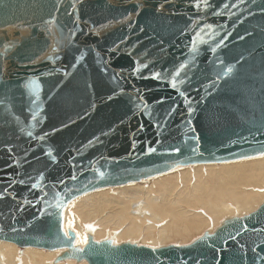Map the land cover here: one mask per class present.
Returning a JSON list of instances; mask_svg holds the SVG:
<instances>
[{"label": "water", "instance_id": "water-1", "mask_svg": "<svg viewBox=\"0 0 264 264\" xmlns=\"http://www.w3.org/2000/svg\"><path fill=\"white\" fill-rule=\"evenodd\" d=\"M263 155L264 0H0V241L52 264H264V202L182 246L64 228L85 194Z\"/></svg>", "mask_w": 264, "mask_h": 264}, {"label": "bare ground", "instance_id": "bare-ground-1", "mask_svg": "<svg viewBox=\"0 0 264 264\" xmlns=\"http://www.w3.org/2000/svg\"><path fill=\"white\" fill-rule=\"evenodd\" d=\"M184 167L150 179L146 185L134 182L111 190L107 187L75 199L65 210L64 228L72 229L67 224L70 218L77 222L73 226L75 230H72L82 246L79 241L81 220L86 219L88 212L99 211L104 229L99 235H94L95 226L101 225L94 219L95 224L85 231L86 240L87 232L93 233L97 241L112 239L115 243L127 239L132 243L136 239L147 242L151 238L154 241L156 238L179 239L203 229L214 231L221 220L248 215L256 210H253L256 203L260 205L264 202L261 203L264 200V156L246 161ZM79 207L86 210L81 209L73 216L72 212ZM149 221L152 223L146 226ZM211 223L217 224H214L217 226L212 228L214 230L209 229ZM49 252L48 257L32 248L19 251L16 245L0 241V264H46L49 261L52 264L61 251ZM44 258L47 260L43 261ZM66 264L78 263L68 260Z\"/></svg>", "mask_w": 264, "mask_h": 264}, {"label": "rangeland", "instance_id": "rangeland-1", "mask_svg": "<svg viewBox=\"0 0 264 264\" xmlns=\"http://www.w3.org/2000/svg\"><path fill=\"white\" fill-rule=\"evenodd\" d=\"M264 156V155H263ZM255 158H257V157H255ZM251 159H253V158H251ZM247 159H245V161H246ZM240 161V160H239ZM228 163V162H227ZM197 166H199V165H197ZM184 168H192V167H184ZM178 169H180V168H178ZM178 169H176V170H178ZM173 172V171H172ZM171 173V172H170ZM168 173H166V174H164V175H167ZM163 175V174H162ZM161 176V175H160ZM157 177H159V176H156V177H154V178H149L148 180H150V179H155V178H157ZM148 180H143V181H141V182H136V183H139V184H144V185H146V184H148ZM145 182V183H144ZM112 188H114L115 189V187H112ZM109 190H111L110 189V187H109ZM108 189L106 190L107 192L109 191ZM264 200H262L261 201V203L263 202ZM257 204V206L255 205L254 206V209L253 210H255V208L257 209L260 205H259V203H256ZM259 205V206H258ZM81 209H83V210H86V208H83V207H79V209L78 210H76V211H73V209H71L73 212H72V215L74 216V215H76ZM129 210V209H128ZM131 210H132V208H131ZM136 211H134L133 213H135ZM107 214V213H106ZM64 215H65V213H64ZM94 219H96V220H98V221H100L101 222V225L99 226V227H96L95 226V228L93 229V233H94V235L96 234V235H99L102 231H103V229H104V223L101 221V219H102V217L100 216V214H99V211H97L96 213H89L88 212V216L86 217V219H82L81 220V224H80V228H81V231H82V235L80 236V238H79V241H80V243L82 244V245H84L85 243L83 242V241H85L86 240V235H85V231H87V228L89 227V226H93L94 224H95V220ZM222 221V220H221ZM221 221L219 222V223H217V224H220L221 223ZM76 223L77 222H73L72 221V219L70 218L69 220H68V222H67V224H69V225H71V227H72V229L73 230H75L74 229V227L73 226H75L76 225ZM152 223V221H149L148 223H147V225L146 226H149L150 224ZM215 225H217L216 223H214ZM213 223H211V225H210V228L209 229H211V230H214V229H212V228H215V227H217V226H215ZM97 225V224H96ZM165 225V224H164ZM65 226V225H64ZM215 226V227H214ZM206 230H208V229H206ZM205 229H203V230H200L199 232H197V233H194V234H191V235H187L185 238H179V239H171V238H167L166 240L165 239H155V241H154V238H151V239H149L148 241L150 242H147L146 240L144 241L143 239H136L133 243H137V244H139V245H147V246H153L154 248H158V247H162V246H168V245H177V246H182V245H188V244H191L194 240H196L198 237H200L205 231H206ZM192 236V237H191ZM103 239V238H102ZM170 239V240H169ZM144 242H143V241ZM151 240V241H150ZM190 240V241H189ZM1 242H3V241H1ZM124 242H131L132 243V241L131 240H122V241H119V242H117V244H119V243H124ZM141 242H142V244H141ZM154 242V243H153ZM157 242V243H156ZM146 243V244H145ZM13 244V243H12ZM152 244V245H151ZM153 244H155V245H153ZM15 245V244H14ZM156 246V247H155ZM18 247V246H17ZM18 249H19V251H21L22 249H20L19 247H18ZM32 250L33 251H35L36 253H42V254H45V255H47L48 257L50 256V254H51V252H49V251H47V250H39V251H37V250H35L34 248H32ZM52 253H54V252H52ZM44 260H47V258H44L43 259V261ZM53 261V260H52ZM68 262V261H67ZM67 262H62L61 264H66ZM83 262H85V261H83ZM49 263H51V261H49L48 263H46V264H49Z\"/></svg>", "mask_w": 264, "mask_h": 264}, {"label": "snow or ice", "instance_id": "snow-or-ice-1", "mask_svg": "<svg viewBox=\"0 0 264 264\" xmlns=\"http://www.w3.org/2000/svg\"><path fill=\"white\" fill-rule=\"evenodd\" d=\"M145 67H146V65H145ZM228 71L231 72V68H229ZM177 75H179V73H177ZM156 78H159V74H156ZM173 84H174V82H173ZM41 139H43V137H41ZM152 151H155V149H152ZM73 178H75V177H73ZM67 235H68V234L65 233V236H67ZM83 242H84V243H87V240H85V241H83Z\"/></svg>", "mask_w": 264, "mask_h": 264}]
</instances>
